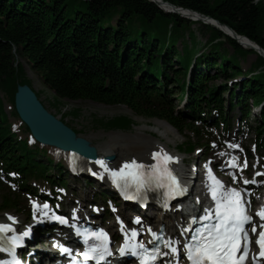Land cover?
Here are the masks:
<instances>
[{
    "label": "trees",
    "instance_id": "trees-1",
    "mask_svg": "<svg viewBox=\"0 0 264 264\" xmlns=\"http://www.w3.org/2000/svg\"><path fill=\"white\" fill-rule=\"evenodd\" d=\"M163 1L210 16L264 49L262 0ZM250 54L256 61L244 71L241 62ZM19 59L61 99L124 105L166 121L186 138L187 152L209 145L207 122L226 131L233 124L229 110L247 118L256 103L262 107L256 145L264 148V58L213 26L166 13L150 0H0V92L13 105L18 85L32 87ZM176 96L185 104L179 110ZM14 114L19 119L15 108ZM93 122L106 130L135 124L128 116ZM0 170L15 173L18 187L3 190L0 213L18 210L23 192H37L31 181L69 184V173L46 150L13 132L1 99Z\"/></svg>",
    "mask_w": 264,
    "mask_h": 264
},
{
    "label": "rangeland",
    "instance_id": "rangeland-1",
    "mask_svg": "<svg viewBox=\"0 0 264 264\" xmlns=\"http://www.w3.org/2000/svg\"><path fill=\"white\" fill-rule=\"evenodd\" d=\"M264 3V0H262ZM195 30L199 29L198 26L194 27ZM198 34V32H197ZM199 40L202 42H205V39L202 36H199ZM181 49V46H179ZM20 63L23 65L25 69V73L27 78L30 79L32 82V85L34 87V90L39 93L40 100L44 104V106L49 110L52 114L58 115L61 117L65 118V122L67 125L70 127L74 128L77 130L80 136L83 135L84 138L89 140L92 145L96 147L103 148L107 144H109L112 141H117V140H123L125 138H131L136 136L139 132L143 133V136L145 138H152L155 140H161L162 143L167 144L169 146V151L177 153V150L179 151L180 154H177L178 157L180 158H187L189 160H206L208 163L214 164L220 162L223 158V155L227 151V146L230 147L232 144L227 141L223 140V137L218 136V130L215 129L212 125L209 128L215 135H217V142L215 141L214 145L206 152V150H197L193 151L190 155H186L183 153L182 149H185L183 146V142H187L186 138L183 137L179 132H177L173 127L170 125V130L172 133H168L165 137L161 135V132L164 131V128L161 127V130L150 127L151 125L154 126V123L156 121H160L158 119H149V118H144L141 116H138L134 114L128 107L123 106V105H116V106H108L105 104L101 103H95L91 101H71L67 99H61L55 95L53 91H51L48 87H46L42 81V79L39 77L38 74L34 73L27 62L25 60L19 59ZM256 61V56L255 55H249L241 62L242 68L244 71H247L251 68L252 64ZM222 80L218 81L217 84H222ZM171 88V87H170ZM174 90V88L170 89ZM228 98V93L225 94L224 99L226 100ZM0 99L3 101L4 108L6 115L9 116V123L12 124L16 127V133L21 137L25 138L29 136V133L26 131L24 128L23 123L18 120L16 115L14 114V108L13 104L11 101L8 100L6 96H3L2 93L0 92ZM174 104H175V110H179L184 107L183 103L178 102V97L174 98ZM74 110H78V113H75ZM74 112V113H73ZM229 114L232 118H234L235 124L233 125L232 129L230 132L226 133V135L232 136L231 138L233 139V142H238L240 141L242 143V147L239 150V155H248V152L246 149L251 150V155L253 157L250 171L248 172L249 176H255L257 175V172L259 170L264 171V164L261 166H257L256 168H253L258 162H260L262 159H264V150H262L260 153L257 151H254V139H255V134L251 133L246 127L243 128V124H239L237 126V120L238 117L240 116V111L239 109L230 111ZM117 116H128L133 118L135 121V126H132L128 130H106L101 127H98L94 122L93 118L97 117L99 119L101 118H106V119H111L113 117ZM255 115L251 116V124L255 126ZM164 122V121H161ZM241 123V122H240ZM144 129V130H143ZM187 135L189 138H191V141L194 140V137L191 133L187 131ZM231 141V142H232ZM156 142V141H155ZM196 142V139L195 141ZM226 143H230V145L226 146ZM187 144V143H186ZM217 147H219L222 151L221 152H215L213 154V157L207 158L204 153H208L210 150V153L212 154L214 151H216ZM44 149L47 150L48 154L53 156L57 162H60L62 158L57 155L55 152L56 150L51 147H44ZM255 154L259 156V159L255 157ZM264 161V160H263ZM91 165V164H90ZM92 166V165H91ZM53 177L56 175H59L58 171H53L52 172ZM223 176H226L224 173L222 174ZM0 178H2L0 176ZM76 180V181H75ZM84 177L80 176L76 179H72L70 184V189L66 191L68 194V199H66V203H73L74 200L79 201L80 198H85L86 201L89 200V203L91 202L92 204H97L99 205L100 202L95 203L93 201L94 195L98 194V191L101 189H104L103 184L99 183L98 181L91 179L95 182V185L92 184L90 186L89 184L84 181ZM42 189L48 188L47 184H39ZM9 187H12L8 183H4V185H0V204L1 201L3 200V195L5 194L6 191H3L4 189H8ZM62 191V190H61ZM36 201L30 200L28 203L29 205L26 204L24 201V204L20 206L18 209L20 210L19 212L15 211H10V212H5V213H0V220H5L6 216L8 214H15L21 223H26L29 220L27 219V209L31 207ZM88 203V202H87ZM88 203V204H89ZM70 207V206H69ZM149 215H153V213L148 211ZM24 227V226H22ZM45 247V245H42ZM40 248V247H39Z\"/></svg>",
    "mask_w": 264,
    "mask_h": 264
},
{
    "label": "snow or ice",
    "instance_id": "snow-or-ice-1",
    "mask_svg": "<svg viewBox=\"0 0 264 264\" xmlns=\"http://www.w3.org/2000/svg\"><path fill=\"white\" fill-rule=\"evenodd\" d=\"M161 153H153V157H159ZM164 166L161 167L159 164H154L149 167L148 174H145L142 171L145 168V165L138 163L135 159L130 162H126L118 170H111L113 176V182L116 183L117 179L124 180V183H128V177H131L132 182L136 184L137 190L143 187L145 183H150L153 177L159 178V176L167 175L172 181V184L177 188L179 187L176 177L171 174L167 168V162L175 159L172 156H169L167 153H163ZM97 163L103 166V161H97ZM246 166V165H245ZM214 182L216 184H221L220 181ZM245 183L249 181L245 180ZM171 186V185H170ZM212 195L217 199L215 218L217 223L211 225L210 227H204L200 230L198 235H194L192 240L194 243L185 245L187 259L191 261V264H243V261L247 258L248 255V246L250 245V237L247 230L244 228V225L252 220L251 216L246 214L245 206L242 201V197L239 191L236 189H231L226 198L222 199L217 196L215 189H212ZM135 199L136 197H131ZM47 208L48 205L43 206ZM46 214V213H45ZM262 219H264V208L258 213ZM60 219L62 222L67 223L63 217H55ZM10 219H14L10 217ZM264 227V226H262ZM11 228L8 224H0V231H7ZM255 227L252 228V231H255ZM28 232L25 231L20 233V236H27ZM133 237H135V230L132 231ZM20 236L11 237L13 245H15L20 240ZM155 236V233H153ZM99 237L104 239V243L101 245H93L89 250L83 253L84 259L87 261L89 258L93 260H104L107 255H111V251L107 246V234L102 230L99 233ZM243 241V252L240 255H237L240 252ZM257 243L260 245L261 257H264V231H261L259 234V239ZM140 248H143L144 245L141 243L138 245ZM166 246L170 247L172 253L178 252V249L173 246L170 242H166ZM61 250L64 252H69L68 248L61 246ZM8 251V249H5ZM121 253H124L125 248H121ZM131 251L136 252L135 247H132ZM153 253H159V248L152 250ZM163 255V253H160ZM154 260L155 255L149 256L148 259L143 261V264H148V260ZM4 264V262H0ZM12 264H19L18 260L13 259Z\"/></svg>",
    "mask_w": 264,
    "mask_h": 264
},
{
    "label": "water",
    "instance_id": "water-1",
    "mask_svg": "<svg viewBox=\"0 0 264 264\" xmlns=\"http://www.w3.org/2000/svg\"><path fill=\"white\" fill-rule=\"evenodd\" d=\"M150 1L166 13L176 14L188 20L200 21L215 27L242 47L245 46L242 45L240 39H246L251 44L248 49L256 51L264 58V49L257 42L237 34L232 28L218 20L190 9L177 7L163 0ZM184 12L190 13L191 17L183 14ZM15 110L21 121L28 127L32 137L39 144L60 150L65 154L76 153L87 159L98 158L96 147L90 141L76 134L72 128L60 120V116H55L49 112L41 100L37 98L36 91L29 85H18L15 93ZM106 158L113 160L111 155L106 156Z\"/></svg>",
    "mask_w": 264,
    "mask_h": 264
},
{
    "label": "bare ground",
    "instance_id": "bare-ground-1",
    "mask_svg": "<svg viewBox=\"0 0 264 264\" xmlns=\"http://www.w3.org/2000/svg\"><path fill=\"white\" fill-rule=\"evenodd\" d=\"M183 14L191 17V14L188 12H184ZM193 18H195V17H193ZM240 42L246 48H248V46L251 45L250 42H248L246 39H240ZM150 127H153V128L159 129V130H161V127H163L164 131L161 132V135L164 137L168 133H172L170 130L171 127L168 124H166L165 122L156 121L154 123V126L151 125ZM81 137H83V135ZM96 149L98 150V158H100V159H102L103 157H105L107 155L113 156V160H111L110 162H105L107 164V166L111 169L122 166L126 162H130L133 159H135L138 163L144 164L145 167L149 169V167L151 165L155 164L157 158H162L163 153H167L169 151V146L167 144L162 143L161 140H155L152 138H145L143 136V133L139 132L134 137L125 138L123 140L121 139V140H117V141H112L109 144H107L105 147H103V148L96 147ZM153 153H161V155L159 157L154 158ZM178 160H179V162L180 161L182 162L184 159L178 158ZM83 162H84L83 167H86V168L90 167L89 166L90 165L89 160L83 159ZM97 174H100V172H97ZM98 177L102 178V175L100 174ZM191 189H193V188H191ZM150 211H152V210H150ZM150 217H152V215L147 214V216L145 217V221ZM171 218H172L171 213H158L157 215H154V221L164 222L167 225L173 223ZM6 221H3V222H6ZM47 241L48 240H46L43 243V245H45L44 248H47V246H48ZM51 251H52V253L54 252L53 250H51ZM42 255H43V253H42ZM36 261H37V264L40 263L39 259H36ZM32 264H36V263H32Z\"/></svg>",
    "mask_w": 264,
    "mask_h": 264
}]
</instances>
